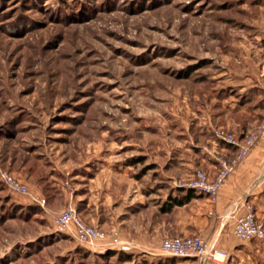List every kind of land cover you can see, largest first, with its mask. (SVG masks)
I'll use <instances>...</instances> for the list:
<instances>
[{"label": "rangeland", "instance_id": "obj_1", "mask_svg": "<svg viewBox=\"0 0 264 264\" xmlns=\"http://www.w3.org/2000/svg\"><path fill=\"white\" fill-rule=\"evenodd\" d=\"M261 79L264 0H0V171L29 162L72 195L96 173L116 174L112 200L131 190L155 204L196 170H216V131L239 135L227 107L242 101V82ZM25 198L0 181V264L183 259L159 247L92 251ZM229 255L226 264H264V239Z\"/></svg>", "mask_w": 264, "mask_h": 264}, {"label": "crops", "instance_id": "obj_2", "mask_svg": "<svg viewBox=\"0 0 264 264\" xmlns=\"http://www.w3.org/2000/svg\"><path fill=\"white\" fill-rule=\"evenodd\" d=\"M242 83L239 89L248 94V100L244 105L227 107L234 117L237 115L238 118L226 122L228 130L239 131V135L258 127L264 128V79L259 81L260 87L257 84L249 86L247 81ZM238 114H243V118L241 119ZM219 152L231 157L235 149L223 144ZM10 161L6 163L10 167V173L21 179L31 194L44 199L46 205L43 208L50 212L52 218L69 203L81 202L77 210L86 223L104 231L117 229L121 239L131 245L129 253L135 255L145 250H149V256L158 255L154 250H158L162 239L195 234L215 239L217 246L229 255L240 242L231 232L233 227L231 214L242 201L254 205L257 217L264 225V181L261 180L264 174V141L254 147L249 157L237 164L226 179L219 192V200L214 205L201 194L190 192L186 197V192L181 190L174 191L170 196H165L148 206L145 201L131 197V190L130 192L127 190L121 201L112 200L113 183L117 176L103 173H96L87 184H81L84 187H80V184L73 185L78 191L75 190V195H72L69 184L67 189L59 190L56 187L58 185L56 179L46 183L45 176H38L29 162L16 159ZM212 164L209 170L213 173ZM25 199L27 203L32 204L27 197ZM56 201L60 203L57 204ZM155 263L154 258L150 259V264ZM162 264L214 263L183 258Z\"/></svg>", "mask_w": 264, "mask_h": 264}, {"label": "built area", "instance_id": "obj_3", "mask_svg": "<svg viewBox=\"0 0 264 264\" xmlns=\"http://www.w3.org/2000/svg\"><path fill=\"white\" fill-rule=\"evenodd\" d=\"M218 138L225 145L233 147L235 153L231 157L216 156V170L206 172L196 170L185 181L176 183L178 187L191 190L208 198L210 204H216L219 200V192L226 179L234 171L237 164L250 156L254 147L264 141V128L258 127L245 133L242 138L236 137L231 132L220 129L216 131ZM264 181V174L261 177ZM0 181L14 195H23L33 204L44 207L43 198L31 194L29 188L21 179L6 170L0 171ZM68 187V183H65ZM53 230L58 233L69 234L80 245L90 250L129 252L131 245L121 239L117 229L107 231L91 226L79 215L74 204L69 203L62 211L53 215ZM233 219L232 235L236 240L253 241L264 239V225L257 217L254 205L247 201L240 202L231 214ZM159 245V254L175 258L198 259L200 261H212L214 264H225L230 255L217 246V241L206 238L202 234L193 236H181L164 238Z\"/></svg>", "mask_w": 264, "mask_h": 264}, {"label": "trees", "instance_id": "obj_4", "mask_svg": "<svg viewBox=\"0 0 264 264\" xmlns=\"http://www.w3.org/2000/svg\"><path fill=\"white\" fill-rule=\"evenodd\" d=\"M241 97H242V98H241L242 101H241V102H238V103L236 104V106L244 105V104L247 102V100H248V94H247V93H245V92L241 93ZM236 106H235V107H236ZM244 134H245V133H244ZM244 134L238 135L237 137L242 138V136H243ZM181 191L186 192V197H187V195L189 196V193H190V192H192L191 190H181ZM22 208H23V207H21V209H22ZM118 252H120V251H118ZM125 256H126V257H129L128 254H125Z\"/></svg>", "mask_w": 264, "mask_h": 264}]
</instances>
